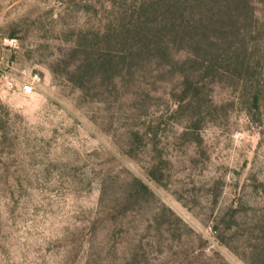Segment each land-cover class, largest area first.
<instances>
[{"label":"rangeland","instance_id":"obj_1","mask_svg":"<svg viewBox=\"0 0 264 264\" xmlns=\"http://www.w3.org/2000/svg\"><path fill=\"white\" fill-rule=\"evenodd\" d=\"M139 1L0 0V264H248L261 243L264 0L256 106L231 78L192 100L152 59L94 68Z\"/></svg>","mask_w":264,"mask_h":264},{"label":"trees","instance_id":"obj_2","mask_svg":"<svg viewBox=\"0 0 264 264\" xmlns=\"http://www.w3.org/2000/svg\"><path fill=\"white\" fill-rule=\"evenodd\" d=\"M137 4L131 14L114 18L105 35L108 50L93 59L94 68L115 78L122 67L131 70L135 59H152L179 72L183 92L192 100L199 97L203 80L231 78L251 89V104L256 106L262 83L256 78L259 61L253 51V0H140ZM116 45L122 47L120 54ZM262 232L248 264H264Z\"/></svg>","mask_w":264,"mask_h":264},{"label":"built area","instance_id":"obj_3","mask_svg":"<svg viewBox=\"0 0 264 264\" xmlns=\"http://www.w3.org/2000/svg\"><path fill=\"white\" fill-rule=\"evenodd\" d=\"M21 91L23 93H30L32 91L31 83H24L21 85Z\"/></svg>","mask_w":264,"mask_h":264}]
</instances>
